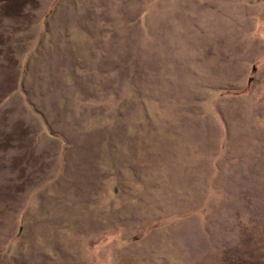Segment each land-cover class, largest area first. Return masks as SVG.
<instances>
[{
    "label": "rangeland",
    "instance_id": "rangeland-1",
    "mask_svg": "<svg viewBox=\"0 0 264 264\" xmlns=\"http://www.w3.org/2000/svg\"><path fill=\"white\" fill-rule=\"evenodd\" d=\"M0 264H264V0H0Z\"/></svg>",
    "mask_w": 264,
    "mask_h": 264
}]
</instances>
